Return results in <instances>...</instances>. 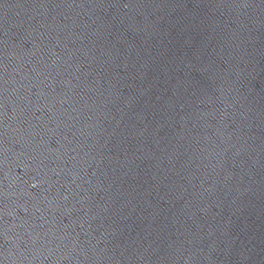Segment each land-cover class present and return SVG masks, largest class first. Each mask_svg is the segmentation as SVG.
I'll return each mask as SVG.
<instances>
[{
  "label": "water",
  "instance_id": "obj_1",
  "mask_svg": "<svg viewBox=\"0 0 264 264\" xmlns=\"http://www.w3.org/2000/svg\"><path fill=\"white\" fill-rule=\"evenodd\" d=\"M0 264H264V0H0Z\"/></svg>",
  "mask_w": 264,
  "mask_h": 264
}]
</instances>
